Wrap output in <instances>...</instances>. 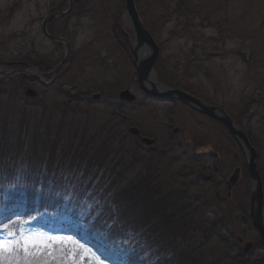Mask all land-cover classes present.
Masks as SVG:
<instances>
[{
    "label": "rangeland",
    "instance_id": "1",
    "mask_svg": "<svg viewBox=\"0 0 264 264\" xmlns=\"http://www.w3.org/2000/svg\"><path fill=\"white\" fill-rule=\"evenodd\" d=\"M45 1L0 0V57L13 58L22 55L24 58H72L71 66L65 72L66 83H64L72 86V93L90 94L111 86L115 81L120 82L121 85L117 92L113 93L115 98L119 89L130 82L132 64L128 58H134L132 30L130 20L122 9L123 1L48 0L49 4L44 9ZM135 1L142 22L153 35L155 42L159 44V58L162 60L163 68L177 67L180 73V77L176 78L179 86L189 88L199 97L218 101L212 100L230 110L229 113L233 118L241 114L242 123L245 122L244 128L253 131V142L264 156V139L261 136L264 119L251 112L255 110V105L250 108L251 111L244 110V104L253 98H259L255 89H264V69H257L255 80L252 82L246 79L249 69L246 60L252 58V63H264V0H180L183 9L178 13L170 14L167 21L162 16L164 13L160 9L161 0ZM58 5H61L62 9L46 24L48 34L50 32L60 36L57 43L51 41L46 36L48 34L41 31V22L49 9ZM172 9L173 6L171 11ZM114 65L117 69L113 68ZM164 73L174 77L173 71H164ZM258 80L263 81V84L259 85ZM29 86L39 92L38 96L33 99L17 98L7 105L2 104L5 108L1 115L14 121L18 126L21 120L27 123L36 121L44 126L48 117L53 120L61 113L55 107L58 103H65L63 86L58 87V96L53 92H47L37 81L30 83ZM129 88L136 95L133 103H121L116 99L114 104L107 103L103 99L92 103L86 96L80 104L75 105L74 101L71 102L69 109L73 110L76 119L81 120L82 123L110 128L114 133H121L119 140L126 138L133 144H139V137L130 134L122 138V135L129 133L128 129L131 126L138 128L142 135L155 140L153 145L155 152L158 150L164 155L163 167L174 171L170 164L173 153L178 151L194 154L195 151L188 150L184 145L185 141L181 133L185 128L183 123L197 124L202 119L197 118L182 105L143 102L138 87L132 84ZM38 103L41 107L38 109L39 113L36 112L31 117L26 108ZM115 108L118 110H114ZM21 111H24V116ZM205 122L206 128L214 135L221 140L225 138L217 123L207 119ZM174 126L180 129L178 128L176 138L171 139L173 144L167 145ZM21 134L23 135V131ZM188 135L193 137L189 131ZM139 146L143 151L142 156L146 155L148 146ZM117 149L118 145H115L114 150ZM153 156L148 155L145 162L136 161L132 168L137 172L143 171L151 166ZM215 179H218V175H214L209 183L202 182L203 185L199 184L191 192L209 198V195L212 196L215 191L219 192V188L213 185ZM190 204L195 206V203ZM11 210L0 213V224L13 222L17 217L22 221L31 219V223L24 225L29 230L70 237L86 248L92 249L96 253L91 258L92 264L98 259L103 264H117L116 261L120 264L118 256L122 249L126 250L130 247L127 243H123V247L122 244L114 248L108 247L98 237L88 233L82 223L67 213H42L26 218L21 214L10 212ZM188 210L190 211L191 208L189 207ZM222 210L223 208L217 214L219 216L224 214L227 218L231 234L236 230L239 232L240 229L239 234L246 239L245 241L257 239V234L250 225L244 224V230L238 229L239 220L235 216L239 218L241 214L225 213ZM188 236L186 243L194 246L196 251H199L201 244H204L201 246L202 249L207 247L212 249L216 244L214 240L208 242L211 244L206 246L205 235L201 236L196 231L188 232ZM72 247L74 248L75 245ZM97 249L103 252L102 256ZM84 255L88 253H81V257ZM17 259L6 258L5 264H16ZM244 259L248 263L264 264V250H254ZM20 264H23V261H20Z\"/></svg>",
    "mask_w": 264,
    "mask_h": 264
},
{
    "label": "trees",
    "instance_id": "2",
    "mask_svg": "<svg viewBox=\"0 0 264 264\" xmlns=\"http://www.w3.org/2000/svg\"><path fill=\"white\" fill-rule=\"evenodd\" d=\"M160 4L166 21L183 9L180 0H161ZM249 59L246 79L252 82L264 63ZM4 61L13 68H42L40 58H0V64ZM162 68L160 59L156 66L159 79L173 84L172 76ZM167 69L164 71H173ZM257 83L262 85L263 81ZM26 84L23 76L0 80V194L6 193L8 198V203H0L20 204L25 214L71 210L74 218L112 246L131 238L124 264H252L245 261L247 255L236 235L229 232L224 215L186 212L187 200L193 199L188 195L190 168L174 153L170 162L175 170L171 171L163 167L158 155L147 152L142 156L137 144L126 138L119 140L121 133L82 123L64 103L55 107L60 115L53 120L48 117L44 126L24 120L18 126L2 116V104L21 99L20 91ZM255 92L259 98L244 104V110L255 105L250 111L263 114L264 119V89L256 88ZM39 108L38 103L26 109L33 117ZM125 136L128 134L122 138ZM148 155L154 156L144 172L132 168ZM68 196L72 199H66ZM246 218L247 214L240 216L242 221ZM190 231L205 235L206 246L216 240L214 248L202 249L201 244L196 251L186 243Z\"/></svg>",
    "mask_w": 264,
    "mask_h": 264
},
{
    "label": "water",
    "instance_id": "3",
    "mask_svg": "<svg viewBox=\"0 0 264 264\" xmlns=\"http://www.w3.org/2000/svg\"><path fill=\"white\" fill-rule=\"evenodd\" d=\"M125 13L128 16L133 32L134 38L132 42L133 55H134V66L137 70V80L139 82L140 88L148 95L157 98H169L177 97L179 100L185 102L189 106L198 110L199 112L205 113L221 122L226 124L229 130L234 134V136L239 140L242 147L244 148L248 157V170L252 181V191H251V218L253 225L258 230L260 235V245L264 247V217L262 214V202L263 195L261 189L260 176L257 170V163L255 161L257 157V152L254 147L250 144L247 136L244 132L234 126L231 118L222 110L215 106L203 103L196 97L182 91L179 89L165 88L157 86L153 80V65L159 56V46L155 42L149 30H147L142 23L139 13L137 11L134 0H124ZM52 17L49 16L44 20L43 29L45 30V23ZM149 85H148V84ZM26 94L33 96L35 91L32 89H27ZM99 95L94 94L92 98H97ZM121 99L133 100L134 95L128 90L122 91L120 93ZM131 132L137 134L138 131L135 128H131ZM142 142L146 144H152L153 140L149 138H142ZM238 170L236 169L231 177V182L234 183L237 178ZM252 246L253 242H247L244 251H248Z\"/></svg>",
    "mask_w": 264,
    "mask_h": 264
},
{
    "label": "flooded vegetation",
    "instance_id": "4",
    "mask_svg": "<svg viewBox=\"0 0 264 264\" xmlns=\"http://www.w3.org/2000/svg\"><path fill=\"white\" fill-rule=\"evenodd\" d=\"M45 3H46L45 5L49 4L48 0L45 1ZM59 7H57V9ZM57 9L54 6V10H52V8L51 10L49 9L48 14L51 12H56ZM13 58H24V57L22 55H18V56L16 55V56H13ZM129 59L131 60L132 58H129ZM41 67H43L42 72L45 73V76H48V73L51 69V64H48L45 61V59H43L41 61ZM50 77L47 80H49ZM131 78L136 83V79H135L136 75L135 76L132 75ZM55 79L56 80L58 79V75ZM74 99H76V96L74 97ZM79 99L82 100V98H79ZM172 102H177V101L172 100ZM190 110L197 113L202 118L206 117V119L208 118V120L218 123L217 121L193 110L192 108H190ZM221 128L222 129H220V131L225 136L223 141L219 139L216 135H214L211 130L206 131L205 127L201 123L190 125V127H187L181 130L184 140H185V136H186V139L188 140L190 139V141H188L189 143H193L195 141L192 138H190L189 135L188 136L185 135V133L187 134L188 131L190 133H195V136L198 137L197 142L194 145L195 148H198L199 146L200 147L211 146L214 149L213 153L206 152L203 154H198V157L194 159L199 166L197 178L200 180L201 183L202 182L209 183L213 179L214 175H218V179H215L213 181V185L219 188V192L215 191V193H213L212 196L209 195V198H206L205 195L202 196V199H201L202 204L199 205L198 207L205 209L206 214H217L221 208H223L222 212L238 214L237 213L238 209L242 208V204H243L244 209L247 210V213L245 211L242 214H248L249 191H250L251 184L249 182L246 162L245 161L243 162L241 151L240 153L238 152L239 147L236 146V143L234 142L235 146L234 145L232 146L231 143L225 141L232 137L231 133L225 127L224 128L221 127ZM261 157L264 158L263 155H261ZM257 162H258L259 171L262 176L264 173V166L261 163H259V160ZM238 164L241 167L240 183L239 185L237 184L233 187H230L228 183L229 176L231 174V171L236 166H238ZM263 188H264V180H263ZM210 190H212L211 187H210Z\"/></svg>",
    "mask_w": 264,
    "mask_h": 264
},
{
    "label": "snow or ice",
    "instance_id": "5",
    "mask_svg": "<svg viewBox=\"0 0 264 264\" xmlns=\"http://www.w3.org/2000/svg\"><path fill=\"white\" fill-rule=\"evenodd\" d=\"M27 223L31 219L22 221L17 217L13 222L0 224V264H5L6 258H18L16 264H92L91 258L96 255L92 249L70 237L29 230L24 227ZM85 252L88 255L81 257ZM97 252L103 255L100 249ZM95 264L103 262L98 259Z\"/></svg>",
    "mask_w": 264,
    "mask_h": 264
}]
</instances>
